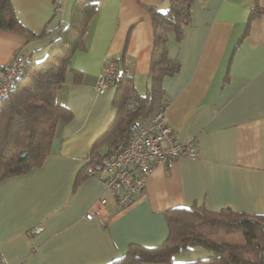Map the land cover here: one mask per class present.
<instances>
[{"label":"crops","instance_id":"crops-1","mask_svg":"<svg viewBox=\"0 0 264 264\" xmlns=\"http://www.w3.org/2000/svg\"><path fill=\"white\" fill-rule=\"evenodd\" d=\"M57 1L11 0L24 30H0V79L17 54L36 61L50 51L75 0H60L56 11ZM164 4L100 2L86 48L74 54L56 92L71 118L58 124L40 167L0 181V264H111L132 246L162 245L169 235L166 213L177 208L264 216V0H193L181 35L166 34L168 57L180 69L156 83L149 8L165 13L170 0L166 11ZM108 60L130 69L138 95L151 93L152 115L170 104L166 121L174 139L193 141L199 153L158 165L144 193L114 217L113 199L99 202L108 171L76 185L89 158L101 159L112 148L102 139L116 117L117 85L104 94L96 90Z\"/></svg>","mask_w":264,"mask_h":264},{"label":"trees","instance_id":"trees-1","mask_svg":"<svg viewBox=\"0 0 264 264\" xmlns=\"http://www.w3.org/2000/svg\"><path fill=\"white\" fill-rule=\"evenodd\" d=\"M101 1L75 0L69 24L58 29L50 51L40 60L30 57L25 76L18 79L9 95L0 101V181L40 167L50 153L58 124L71 118L68 109L57 104L56 92L66 82L74 54L86 48L85 35ZM192 1L170 0L165 13L149 8L155 36L150 63L153 82L158 83L180 69V64L168 57L166 34L174 31L177 37L181 35ZM257 12L255 8L252 16ZM0 30H24L11 0H0ZM114 84L117 85L113 103L116 117L102 140L109 142L112 148H120L128 143L142 122L153 116L152 98L151 93L137 94L131 74L122 75ZM132 97L139 103L137 121L132 120L136 113L127 115L126 105ZM104 157H90L78 173L76 185L90 174L103 171ZM166 219L169 235L162 245L132 246L111 264H264V216L231 209L211 212L199 206L173 209L166 213ZM217 236L220 238L215 240ZM195 247L210 251L211 256L188 262L172 260L179 252Z\"/></svg>","mask_w":264,"mask_h":264},{"label":"built area","instance_id":"built-area-1","mask_svg":"<svg viewBox=\"0 0 264 264\" xmlns=\"http://www.w3.org/2000/svg\"><path fill=\"white\" fill-rule=\"evenodd\" d=\"M60 9V0L55 3V10ZM30 57L17 54L2 70L0 79V101L11 92L18 79L25 76L30 66ZM129 68H121L114 60L104 63L98 75L96 90L104 94L107 89L122 75L130 74ZM139 103L132 97L126 105L127 115L138 111ZM170 108L167 103L151 119L142 122L128 143L120 148H112L104 157L102 166L109 172L105 180V192L99 199L101 204L108 203V197L114 202L109 217H114L127 209L145 191L146 183L156 167L180 156L197 158L199 153L192 149V142H177L166 121ZM88 220L95 218L93 213L86 215ZM104 222V219H101Z\"/></svg>","mask_w":264,"mask_h":264},{"label":"rangeland","instance_id":"rangeland-1","mask_svg":"<svg viewBox=\"0 0 264 264\" xmlns=\"http://www.w3.org/2000/svg\"><path fill=\"white\" fill-rule=\"evenodd\" d=\"M169 0H165V4L160 7V10L166 11L168 7H166V4L168 3ZM35 54V53H34ZM35 59H38V56L34 55ZM220 236L215 237V240H218ZM223 238V236H221ZM213 239V238H211ZM211 256V252L201 248V247H195L189 251H181L178 254L174 255L172 260L174 262H188V261H194L197 259H203V258H208Z\"/></svg>","mask_w":264,"mask_h":264}]
</instances>
